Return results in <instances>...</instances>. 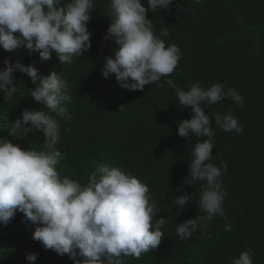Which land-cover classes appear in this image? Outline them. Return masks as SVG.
<instances>
[{"label": "trees", "instance_id": "16d2710c", "mask_svg": "<svg viewBox=\"0 0 264 264\" xmlns=\"http://www.w3.org/2000/svg\"><path fill=\"white\" fill-rule=\"evenodd\" d=\"M58 3L64 8V0ZM94 6L87 23L91 47L70 64H59L54 53L41 61L38 53L29 54L25 47L15 52L0 48V68L5 58L19 60L36 67L42 76L55 71L68 83L72 102L67 106L73 119L57 117L61 129L57 147L65 156L56 166L59 175L83 185L93 171L107 164L147 184L161 209L157 218L167 221L164 237L139 259L122 256L124 264H232L242 251L250 254L253 264H264V0H173L170 9L148 11L156 34L167 29L168 37L161 39L166 46L177 45L181 55L174 72L161 78L162 87L145 85L143 91L121 88L114 74L101 75L105 56L113 55L117 46L105 39L110 0H94ZM14 78L17 92L7 101L0 94V138L22 149L44 150L39 131L10 134L22 110L47 112L28 95V88L35 87L30 78L20 72ZM166 79L185 90L197 81L205 88L221 83L244 97L243 106L227 97L204 106L206 114L230 111L244 131L225 132L210 115L215 132L211 162L228 164L220 177L227 192L225 216H213L207 228H198L184 241L175 227L205 214L199 205L204 182L184 183L191 178L189 161L197 138L178 136V121L192 113L190 107L180 108ZM181 192L196 193L184 209L174 205ZM35 227L21 212L6 226L0 224V264H31L25 258L28 253L37 254L34 264H74L67 254L58 255L34 240Z\"/></svg>", "mask_w": 264, "mask_h": 264}, {"label": "clouds", "instance_id": "9594fccd", "mask_svg": "<svg viewBox=\"0 0 264 264\" xmlns=\"http://www.w3.org/2000/svg\"><path fill=\"white\" fill-rule=\"evenodd\" d=\"M172 3L173 0H147L146 8L144 0H110L107 16L111 21L105 39L114 41L117 47L113 55L104 58V78L114 74L119 86L128 90L143 91L145 85L152 84L163 86L161 78L176 69L180 49L175 44L166 46L161 37H168L167 29L157 35L147 12L170 9ZM94 7V0H64V8L58 0H0V48L15 52L25 47L29 54L38 53L41 61L50 60L54 53L59 64H70L91 47L87 23ZM3 64L0 94L4 100L17 92L14 73L20 72L35 85L28 88V95L47 112L39 108L22 110L10 133L39 131L43 133L44 150L22 149L0 138V224L6 226L17 212L23 213L26 221L36 225L32 238L58 255L67 254L74 264H124L122 256L139 259L156 249L167 221L157 218L161 209L145 182L121 167L107 164L93 171L83 185L61 177L56 170L65 158L57 147L61 131L57 117L64 121L73 119L67 106L72 102L67 81L55 71L39 75L36 67L19 60L5 58ZM164 83L175 90L180 108L190 107L192 113L189 119L177 123L178 136L197 138L189 161L191 178L184 183L204 182L199 205L205 214L175 227V234L184 241L198 228H207L213 216H225L222 205L227 192L220 177L228 164L221 161L217 166L211 162L215 132L210 115L225 132L244 131L230 111L206 114L204 106L226 97L243 106L244 97L221 83L205 88L197 81L187 90L172 79ZM195 195L181 192L174 205L184 209ZM25 258L34 264L37 254L28 253ZM232 264L253 261L248 252L242 251Z\"/></svg>", "mask_w": 264, "mask_h": 264}]
</instances>
